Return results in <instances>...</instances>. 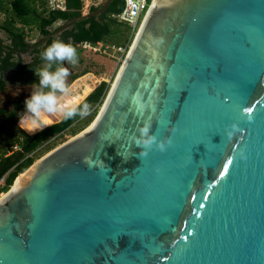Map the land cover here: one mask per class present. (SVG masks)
<instances>
[{"label":"water","instance_id":"95a60500","mask_svg":"<svg viewBox=\"0 0 264 264\" xmlns=\"http://www.w3.org/2000/svg\"><path fill=\"white\" fill-rule=\"evenodd\" d=\"M145 123L173 145L139 157ZM23 173L0 264H264V0H151L96 118Z\"/></svg>","mask_w":264,"mask_h":264},{"label":"trees","instance_id":"16d2710c","mask_svg":"<svg viewBox=\"0 0 264 264\" xmlns=\"http://www.w3.org/2000/svg\"><path fill=\"white\" fill-rule=\"evenodd\" d=\"M151 3V0H148ZM48 0H11L10 6L16 17H34L38 22V31L40 38L34 45V48L29 50L31 46L28 43L22 32H18L12 27L14 21L2 22L0 24V30L5 32L9 43H5L0 38V93L4 91L6 83L3 76L13 70H24L29 73H33V68L45 63L41 58V53L54 41H63L71 43L77 50L79 57L87 55L89 58L84 64L82 73H87L93 63L96 53H91L84 50L81 46L83 42H89L95 44L97 42H103L105 39L112 35H118V41L116 47L128 49L129 44L135 33L132 29L123 23L117 22L112 15L121 12L124 8L123 0H112L106 11L98 16L86 17L72 23L65 28L59 35L47 39L43 44L39 45L40 41L47 35L52 34V26L57 21L66 22L68 20L81 17V0H64V10L48 8ZM98 7H92L89 13L95 12ZM124 26L123 30L118 27ZM115 26V27H114ZM114 27V28H113ZM32 55L31 62L22 64L20 59H15V56H21V54L28 53ZM91 53V54H90ZM125 54V53H124ZM123 54V55H124ZM108 61V60H107ZM117 59L112 56L109 59L108 74L115 68ZM109 84L102 81L90 94L91 88L85 87L84 95L88 96L84 98L81 103H88L90 108L92 106L99 105L105 98ZM78 100L83 96H76ZM22 102V101H21ZM0 116L8 123H12L15 119L16 112L14 110L7 111L0 109ZM81 117L77 116L70 120H64L63 118L51 125L44 127L42 131H38L33 135H28L24 132L21 133V137L16 135L10 141L7 142V146L10 149L18 145L19 150L0 156V178L6 174V191L13 185L17 176L25 172L33 163V152L40 146L46 144L56 136L63 135L69 131L73 124L79 122ZM10 143V144H9Z\"/></svg>","mask_w":264,"mask_h":264},{"label":"rangeland","instance_id":"374dc122","mask_svg":"<svg viewBox=\"0 0 264 264\" xmlns=\"http://www.w3.org/2000/svg\"><path fill=\"white\" fill-rule=\"evenodd\" d=\"M10 2L11 0H0V24L2 22L9 21L12 19L14 21V23L12 24V27L18 32H22L25 40L28 43H30L31 46H34L38 42V40L41 39L39 31H38V27H37L38 26L37 20L32 16L16 17L13 10L11 9ZM48 3H49V0H48ZM62 24H63V21L55 22L51 30L52 31L56 30ZM124 28L125 27L121 25L118 27V29L120 30H123ZM134 36L132 40L134 39ZM0 38L5 43H9L7 39V35L5 34V32L1 30H0ZM118 38H119L118 35L117 36L112 35L108 37L107 39H105L102 42V44L104 46H109V47L115 46L116 47ZM132 40L129 46L131 45ZM128 49L126 50L124 55L118 53L112 48L109 51L110 55L84 49L88 51V53L89 52L93 54L96 53V58L94 57V63L91 69L87 73H82L84 64L89 58L87 55L82 56V57L78 56V60L75 65H69L65 61L64 66L68 67L69 72H70V75L68 77V86L70 88V92L68 96L63 98V102H67L69 100H76L78 99V97L76 98V96H80V95L83 96L82 98L79 99V101L81 102L102 81H105L106 83L109 84V86H111L117 74V71L119 70L128 52ZM112 56H114L117 59L116 61L117 64L115 65V68L113 69V71H111V74H108L109 59ZM15 59H20L22 64H27L31 62L32 55L30 54V52H28V53L21 54V56H15ZM43 65L44 63L38 66L37 68L42 67ZM3 79L6 83L5 84L6 87L4 91L0 93V109L7 110V111L14 110L16 112V116L12 123L6 122V120L0 116V156L8 154L7 150H9L10 147L7 146V142L10 141L16 135L17 136L19 135L21 137L22 132L28 135H33L36 132H38V131L33 132L28 129L27 125L24 123V115L22 113L25 108L24 106L25 98L31 94V85L34 82H38V77L35 75V72L29 73L24 70H13L9 73H6L3 76ZM86 86H89L91 88V91L87 95H84V90ZM105 98L102 100V102L99 105L92 106L90 115L85 118H80L79 122L74 123L72 128L69 131H67L63 135L56 136L55 138L51 139L46 144L36 149L32 154L34 162H36L41 157L46 155L52 149L68 141L69 139L73 138L75 135L79 134L81 131L86 129L96 118L97 114L99 113L104 103ZM49 119L51 120V124H53L55 122L60 121L62 117L59 114H56L54 116L49 117Z\"/></svg>","mask_w":264,"mask_h":264},{"label":"clouds","instance_id":"9594fccd","mask_svg":"<svg viewBox=\"0 0 264 264\" xmlns=\"http://www.w3.org/2000/svg\"><path fill=\"white\" fill-rule=\"evenodd\" d=\"M41 58L45 61L39 68H33L38 82L31 85V94L24 101V123L30 131H42L44 127L51 124L49 117L59 114L64 120H70L77 116L85 118L90 115L91 108L88 103H81L78 99L63 102V98L68 96L70 88L68 86L69 68L64 66L66 61L69 65H75L78 60L76 48L71 43L63 41L52 42L42 53ZM20 122V120H19ZM149 123H145L139 129L140 137H134L138 147L144 150L139 157H147L148 150L153 144L160 152H164L173 145L171 137L163 141H157L156 136L149 135ZM173 133L176 129H172ZM231 133H229V136ZM239 157L244 159V153L240 152ZM84 161L91 167L92 160L85 157Z\"/></svg>","mask_w":264,"mask_h":264},{"label":"built area","instance_id":"2783aa9c","mask_svg":"<svg viewBox=\"0 0 264 264\" xmlns=\"http://www.w3.org/2000/svg\"><path fill=\"white\" fill-rule=\"evenodd\" d=\"M102 0H81L82 7H81V14L82 16L87 15L89 10L92 7H98ZM124 1V8L121 12L117 14H113L112 17L120 23L128 25L133 33H136L137 29H139L140 24L145 17L150 3L148 0H123ZM48 7L51 10L59 9L64 10V0H49ZM82 48L91 50L93 52H99L103 54L110 55L109 51L114 49L120 54H124L126 49L124 48H117L115 46L109 47L104 46L102 42H97L95 44L89 42L81 43ZM19 146L15 145L11 148L9 153L15 152L19 150ZM30 156H33L32 154ZM6 174L0 178V199L5 195L6 191ZM11 188V187H10Z\"/></svg>","mask_w":264,"mask_h":264},{"label":"bare ground","instance_id":"6f19581e","mask_svg":"<svg viewBox=\"0 0 264 264\" xmlns=\"http://www.w3.org/2000/svg\"><path fill=\"white\" fill-rule=\"evenodd\" d=\"M145 16H146V15H145ZM144 18H145V17H144ZM144 18H143V19H144ZM142 21H143V20H142ZM141 23H142V22H141ZM140 26H141V24H140ZM139 28H140V27H139ZM138 30H139V29H137V31H138ZM137 31H136V33H137ZM136 33H135V34H136ZM24 176H25V174L23 173V174H20V175H19L18 179L16 178L17 181L15 180L14 187H16V186L18 185V183L22 180V178H23Z\"/></svg>","mask_w":264,"mask_h":264},{"label":"snow or ice","instance_id":"6c2138e0","mask_svg":"<svg viewBox=\"0 0 264 264\" xmlns=\"http://www.w3.org/2000/svg\"><path fill=\"white\" fill-rule=\"evenodd\" d=\"M221 103H224V101H223V100H221ZM229 107H231V106H229ZM244 111H245V112H250V111H251V109H250V108H245V109H244ZM220 175H221V176H223V175H224V173H223V172H221V173H220Z\"/></svg>","mask_w":264,"mask_h":264},{"label":"flooded vegetation","instance_id":"af4514ba","mask_svg":"<svg viewBox=\"0 0 264 264\" xmlns=\"http://www.w3.org/2000/svg\"><path fill=\"white\" fill-rule=\"evenodd\" d=\"M46 40H47V39H46ZM46 40H45V41H46ZM33 48H34V46L30 47L29 50H31V49H33Z\"/></svg>","mask_w":264,"mask_h":264}]
</instances>
